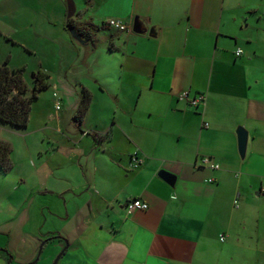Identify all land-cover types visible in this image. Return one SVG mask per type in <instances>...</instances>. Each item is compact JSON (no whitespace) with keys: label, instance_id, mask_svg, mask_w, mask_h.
<instances>
[{"label":"crops","instance_id":"crops-1","mask_svg":"<svg viewBox=\"0 0 264 264\" xmlns=\"http://www.w3.org/2000/svg\"><path fill=\"white\" fill-rule=\"evenodd\" d=\"M74 5L83 37L59 16L75 58L65 88L54 80V181L41 192L53 194L54 226L39 242H58L56 253L67 245L57 264L263 258L264 0H84L85 17ZM136 17L157 36L135 33ZM113 18L130 29L109 27ZM83 89L91 100L79 119ZM185 90L204 103L189 104ZM239 127L248 132L244 157ZM136 152L143 162L133 168ZM135 198L149 208L129 213Z\"/></svg>","mask_w":264,"mask_h":264},{"label":"rangeland","instance_id":"rangeland-1","mask_svg":"<svg viewBox=\"0 0 264 264\" xmlns=\"http://www.w3.org/2000/svg\"><path fill=\"white\" fill-rule=\"evenodd\" d=\"M73 2L79 9L77 13L85 17L84 0ZM68 3L69 0H0V60L10 68H22L31 89L33 73L41 66L51 76L49 88L41 91L32 104L26 128L0 124V138L13 146V166L7 172L0 169V264H30L37 256L33 264H53L60 252L56 253L58 242L44 248L39 237L54 226L53 215L46 207L53 194L41 193L50 190L54 181L50 162L51 137L57 129L51 119L58 98L54 80L60 85L59 92L65 88L62 72L66 63L75 58L64 41L69 34L59 21V16L67 14ZM250 264H264V257L253 258Z\"/></svg>","mask_w":264,"mask_h":264},{"label":"trees","instance_id":"trees-1","mask_svg":"<svg viewBox=\"0 0 264 264\" xmlns=\"http://www.w3.org/2000/svg\"><path fill=\"white\" fill-rule=\"evenodd\" d=\"M67 25L69 28L76 29L73 18L68 19ZM78 33L83 37L82 32ZM33 76L34 84L31 89L24 78L22 68H10L6 61L0 63V124H9L16 129L27 127L33 102L41 91L50 86V74L44 69H38L33 73ZM90 100L89 91L83 89L76 118L81 119L84 116ZM12 151V144L0 138V169L4 172L13 166Z\"/></svg>","mask_w":264,"mask_h":264},{"label":"built area","instance_id":"built-area-1","mask_svg":"<svg viewBox=\"0 0 264 264\" xmlns=\"http://www.w3.org/2000/svg\"><path fill=\"white\" fill-rule=\"evenodd\" d=\"M107 24L109 27L120 30V31H127L130 29L129 26H127V24L124 23L120 19H115V18L110 19V20H108ZM242 52H243V50L241 48H238L236 51V54L241 55ZM181 98H183L184 100H186L189 104H191L193 106H197L201 103H204V101H205V95L204 94H198L195 96H191L189 90L183 91L181 93ZM60 107H61V103H60V101H57L56 108L60 109ZM131 160H132L131 165L133 168L140 167V165L143 162V158L138 155V152H136L135 154L132 155ZM203 161H204V163L209 164L212 168H218L219 167L218 164L211 163L210 159L207 157H205ZM126 208H127V211L129 213H131L137 209L146 210L149 208V204L147 202L141 200L140 198H135V199L130 200L126 204ZM221 239H224V237H222Z\"/></svg>","mask_w":264,"mask_h":264},{"label":"water","instance_id":"water-1","mask_svg":"<svg viewBox=\"0 0 264 264\" xmlns=\"http://www.w3.org/2000/svg\"><path fill=\"white\" fill-rule=\"evenodd\" d=\"M75 11L76 10H75L74 2L72 0H69L68 12H67L68 18L72 17L75 14ZM132 30L135 33H139V34L149 33L150 36H153V37L157 36V32L155 31V29L151 28L150 31L148 32V29L146 27H143L142 21L138 17L135 18V21H134L133 26H132ZM71 31L75 37H77L78 39L81 40V38H82L81 35L79 33H77V31L74 28H72ZM237 134H238V142H239V153H240L241 157H244L245 153H246V149H247L248 132L244 127H239L237 129ZM159 175L170 185H173L175 180H176V176L174 174L166 171V170H161ZM42 246H43V244H41V247ZM66 247L56 256L53 264H57L58 260L60 259L63 252L65 251ZM37 259H38V256H37L36 260ZM35 261H33L30 264H33Z\"/></svg>","mask_w":264,"mask_h":264}]
</instances>
